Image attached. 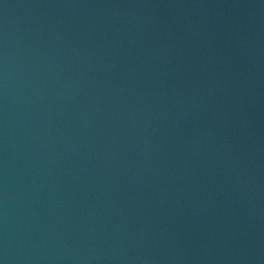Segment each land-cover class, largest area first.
<instances>
[{
	"label": "water",
	"instance_id": "95a60500",
	"mask_svg": "<svg viewBox=\"0 0 264 264\" xmlns=\"http://www.w3.org/2000/svg\"><path fill=\"white\" fill-rule=\"evenodd\" d=\"M0 264H264V0H0Z\"/></svg>",
	"mask_w": 264,
	"mask_h": 264
}]
</instances>
